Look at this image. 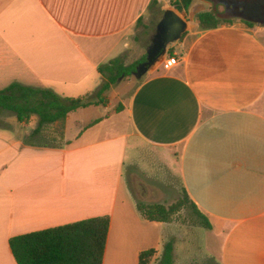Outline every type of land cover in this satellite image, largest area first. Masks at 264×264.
<instances>
[{
  "label": "crops",
  "instance_id": "1",
  "mask_svg": "<svg viewBox=\"0 0 264 264\" xmlns=\"http://www.w3.org/2000/svg\"><path fill=\"white\" fill-rule=\"evenodd\" d=\"M151 4L0 0V89L19 82L68 97L94 92L98 66L125 58L130 30ZM195 5L193 15L184 6L167 15L185 30L158 62L67 114L62 144H28L38 116L18 122L0 111V264H16L12 236L102 215V264H138L148 249L155 264L170 237L174 263L192 261L190 248L177 256L182 226L137 209L124 170L140 144L161 152L210 224L185 229L187 246L195 242L217 264H264V26L235 18L203 27L197 14L214 5ZM168 55L177 63L166 70Z\"/></svg>",
  "mask_w": 264,
  "mask_h": 264
},
{
  "label": "trees",
  "instance_id": "2",
  "mask_svg": "<svg viewBox=\"0 0 264 264\" xmlns=\"http://www.w3.org/2000/svg\"><path fill=\"white\" fill-rule=\"evenodd\" d=\"M190 1L177 0L176 5L178 8L181 6L186 8ZM208 1L213 5L221 4L225 7L231 5L235 10L232 15H220L221 17L212 10L199 12L197 20L203 27H216L242 16L236 9L241 0ZM241 21L248 26L254 24L245 18H241ZM180 29L182 30L179 31L178 39L185 30L183 27ZM168 44V40L158 41L148 51L129 63H125L123 58L118 56L100 64L98 66V72L101 75L99 87L94 92L83 96H62L48 88L11 82L0 89V111L11 112L18 122H27L32 115H37V124L28 135L26 142L32 145L58 146L47 140V130L50 125L56 124L54 132L59 139H62L63 122L69 112L102 102V95L112 85L132 74L143 73L156 58L168 50ZM120 108L121 105H118L113 111H118ZM136 206L142 217L160 222H172V216L179 209L187 207L198 227H210L208 220L198 211L183 186L177 201L169 206L162 203L142 202H137ZM108 228L109 216L102 215L15 235L9 238L8 243L16 264H102ZM173 244V237L164 242L157 264H175L172 256ZM154 252V249L140 252L138 264H149ZM212 261L214 262L213 259ZM211 262L208 261L206 264Z\"/></svg>",
  "mask_w": 264,
  "mask_h": 264
},
{
  "label": "rangeland",
  "instance_id": "3",
  "mask_svg": "<svg viewBox=\"0 0 264 264\" xmlns=\"http://www.w3.org/2000/svg\"><path fill=\"white\" fill-rule=\"evenodd\" d=\"M195 1L196 0H193V2L187 5L189 15H193L198 9L195 5ZM176 2L177 0H166L165 2H162V0H154V2H152L149 7L150 10L146 11L142 18H140L130 30L129 36L132 38L133 48L127 52L123 59L126 63L142 54V52L148 51L156 42L170 40L172 21H169L167 15L171 10L181 13L178 10L179 8ZM222 8V5L215 7V14L219 17H221L219 12ZM158 61L159 57L154 60V63ZM117 106H115L114 109ZM0 117H2V115H0ZM55 130L54 127H50L47 130V140L52 141L49 143L60 145L63 143V140L56 136ZM132 156L133 155H129V158H131L130 160H132ZM167 163L168 162L162 158L159 150L148 145H139V150L137 156L134 158L133 164L127 165L124 170V175L136 202L162 203L169 206L177 201L181 194L182 183L177 173ZM188 209L187 207L181 208L172 216V222L183 227L182 232L178 234L183 242H181L182 244L180 243L181 246L178 248V259L180 260L182 256V247L190 248L192 257V261L178 264H206L208 261L211 262L212 259L201 255L198 252L195 242L192 247L187 246L186 243L190 242L189 240H191V237L185 229H196L198 227L195 223V219L189 214L190 212ZM155 264H157V262H155ZM211 264L217 263L212 261Z\"/></svg>",
  "mask_w": 264,
  "mask_h": 264
},
{
  "label": "water",
  "instance_id": "4",
  "mask_svg": "<svg viewBox=\"0 0 264 264\" xmlns=\"http://www.w3.org/2000/svg\"><path fill=\"white\" fill-rule=\"evenodd\" d=\"M219 4H215L213 12L216 13L215 7ZM224 6V5H223ZM264 0H241L238 4V9L242 16L238 19L245 18L253 23L264 26ZM168 18V17H167ZM179 32L177 30L176 22L171 24V38L178 37ZM169 41V40H168Z\"/></svg>",
  "mask_w": 264,
  "mask_h": 264
},
{
  "label": "built area",
  "instance_id": "5",
  "mask_svg": "<svg viewBox=\"0 0 264 264\" xmlns=\"http://www.w3.org/2000/svg\"><path fill=\"white\" fill-rule=\"evenodd\" d=\"M177 63V57L175 55H168L165 59L162 61V67L164 69H170Z\"/></svg>",
  "mask_w": 264,
  "mask_h": 264
},
{
  "label": "flooded vegetation",
  "instance_id": "6",
  "mask_svg": "<svg viewBox=\"0 0 264 264\" xmlns=\"http://www.w3.org/2000/svg\"><path fill=\"white\" fill-rule=\"evenodd\" d=\"M263 8H264V6H263ZM236 9H238V7H237ZM234 10H235V9H233V7H232L231 5H229V7H225V6H223V8H222V10L219 12V14H220L221 16H230V15H232V14L234 13ZM238 11H239V9H238Z\"/></svg>",
  "mask_w": 264,
  "mask_h": 264
}]
</instances>
